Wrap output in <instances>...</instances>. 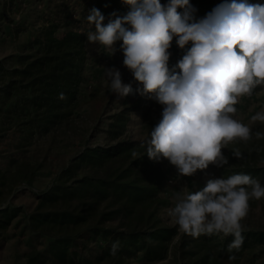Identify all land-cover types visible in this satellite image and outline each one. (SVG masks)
I'll return each instance as SVG.
<instances>
[{
  "label": "trees",
  "instance_id": "16d2710c",
  "mask_svg": "<svg viewBox=\"0 0 264 264\" xmlns=\"http://www.w3.org/2000/svg\"><path fill=\"white\" fill-rule=\"evenodd\" d=\"M15 1L11 0L12 3ZM167 1L160 0L163 4ZM39 2L45 8L47 23L33 28L32 39L22 47L21 53L0 62V118L14 121L17 131L32 137L62 130L67 132L76 121L80 88L86 80L85 40L88 32L94 30V25L86 19L89 11L99 9L107 22L130 10L123 0ZM223 2L225 0H190L197 9V19L205 17ZM5 16L0 0V21ZM190 47L189 43L185 51ZM13 61L16 65L5 69L6 63ZM137 92L134 107L127 106L109 118L106 134L109 140L116 141L115 144L93 148L88 144L89 140L83 141L80 151L57 170L45 190H33L39 168L31 163L12 158L6 171L0 167V200L6 190H11L12 198L22 192H31L37 199V205L30 213H26L23 206H15L7 200L0 203V240L8 239L4 230L17 214L24 213L18 226L24 225V231L31 234L36 244L42 246V242L45 245L42 249L31 247L25 255L27 264H85L86 261H78L85 252L94 254L95 264H133L138 255L142 258L140 264H154L171 257L173 248L177 249L175 254L179 264H242L247 252L253 254L258 248L264 252V230L242 233L244 242L238 251L229 250L234 237L223 233L198 238L184 233L178 243L172 245L178 228L166 226L158 215V206L166 204L160 196L161 187L148 178L124 181L132 176L134 168L145 166V158L130 161L119 174H99L113 158L121 159V153L138 146L145 147L151 129L158 123L149 124L144 140L122 139L133 115H147L149 104L155 100L154 95L143 92V86ZM232 172L233 175H250L264 183V166H246ZM8 174L12 176L9 188ZM15 182L18 186L12 188ZM79 198L113 199L122 204L118 211L109 212L94 204H76ZM117 241L119 248L112 255V246ZM232 255L236 256L235 260L229 259Z\"/></svg>",
  "mask_w": 264,
  "mask_h": 264
},
{
  "label": "clouds",
  "instance_id": "9594fccd",
  "mask_svg": "<svg viewBox=\"0 0 264 264\" xmlns=\"http://www.w3.org/2000/svg\"><path fill=\"white\" fill-rule=\"evenodd\" d=\"M123 3L130 8L127 14L107 24L99 9L89 11L86 19L95 31L88 32L87 41L112 54L116 42L122 41L123 65L143 86V92L154 94L163 106L161 119L147 141L148 158L167 160L181 177H192L209 165L224 167L229 161L222 149L252 136L251 128L233 115L240 97L251 96L257 86L264 85V5L225 0L197 19L190 0ZM174 37L180 49L189 43L191 47L170 70ZM106 77L112 93L126 97L133 91L131 83H123L117 68H106ZM251 121L264 123V111ZM256 137H264V133L257 132ZM232 155L240 158L242 153L235 149ZM262 197L264 186L257 180L234 174L209 179L195 192L178 193L168 215L180 231L194 238L232 235L229 250L238 251L244 242L241 221L248 215L249 201ZM118 248L119 241L111 254Z\"/></svg>",
  "mask_w": 264,
  "mask_h": 264
},
{
  "label": "rangeland",
  "instance_id": "374dc122",
  "mask_svg": "<svg viewBox=\"0 0 264 264\" xmlns=\"http://www.w3.org/2000/svg\"><path fill=\"white\" fill-rule=\"evenodd\" d=\"M1 2L6 16L0 21V30H2L0 32V62L21 53L22 47L32 39L33 28L47 23L45 8L39 0H16L14 3L11 0H1ZM248 2L264 5V0H248ZM104 23L107 24L108 21ZM92 31H95V29ZM85 44L87 47V60L84 65L86 80L80 88V107L75 114L76 121L73 123L71 130L67 132L62 130L42 137H32L27 133L17 131L14 121L0 118V167L3 172L6 171L12 158L27 161L38 167L39 170L33 185V190L36 192L43 191L48 187L57 170L80 151L83 141L89 140L88 144L93 148L114 145L116 141L109 140L106 134L110 122L109 118L127 106L134 107L139 93L137 91L142 86L134 80L132 73L123 65L124 57L120 47L122 41H117L114 45V54L99 44L89 43L87 38ZM169 52L171 55L168 66L174 67L185 54V49H180L176 44V40H174ZM15 65V61L7 62L5 69L12 68ZM111 67H115L121 72L123 83H131L133 91L128 96L120 97L110 91L106 68ZM1 78L2 73L0 72ZM1 84L0 82V87ZM260 87L262 86L256 88L259 89ZM256 88L255 92L257 91V94L254 97L239 98V102L235 105L237 111L233 115L234 119L251 128V139L246 142L242 140L234 141L227 148L222 149L229 161L224 167L217 168L214 165H209L206 170H198L192 177H181L177 174L176 168L167 160H161L160 162L150 160L146 154V146H138V148L129 152L119 153L121 159L119 157L113 158L112 162L103 167L99 174H119L127 168L130 161L136 158H145V166L134 168L132 176L124 181L132 182L134 178H148L153 180V184L161 187L160 196L166 204L158 206V215L166 226L178 228V235L172 242V245L177 244L184 233L179 230L174 219L168 215V209L174 207L178 193L200 190L206 185L207 180L227 178L233 175V170L242 167L264 166V137L259 139L256 137L257 132L264 133V123L251 121L253 115L264 111V89L257 90ZM149 108L150 111L147 115H133L131 125L126 135L122 136V139L124 137H130L133 140H144L146 138L149 124L152 122L157 123L161 119L163 106L153 100L149 104ZM88 116L90 117L89 120H87ZM235 149L242 153L240 158L232 155ZM133 153L137 155H133ZM129 154L131 156L127 157ZM92 170L96 172L93 167ZM6 177L7 187L9 188L11 187L12 176L8 174ZM169 180L174 182L170 183ZM258 182L261 186H264V183ZM16 183L12 188L18 186ZM12 195L11 190H6L2 199L12 202L15 206H23L26 213L32 212L37 205V199L31 192H22L14 195L13 198ZM3 200H0V203ZM75 203L83 206L94 204L96 207L112 212L120 209L122 201L79 198ZM263 210L264 197L260 200L251 199L249 201L248 215L241 221L242 233L264 230ZM24 215V213L17 214L11 225L4 230L8 239L5 241L0 240L2 241L0 243V264H27L25 255L31 250V247L42 249L45 246L42 242H40L42 246L36 244L31 238V234L24 231V225L18 226ZM176 250V248H173L171 257L168 259L154 264H179L176 260ZM78 261H86L85 264H95L94 254L85 252ZM141 262L140 255L132 261L133 264H140ZM242 264H264V252L261 248L255 249L253 254L247 252Z\"/></svg>",
  "mask_w": 264,
  "mask_h": 264
},
{
  "label": "built area",
  "instance_id": "2783aa9c",
  "mask_svg": "<svg viewBox=\"0 0 264 264\" xmlns=\"http://www.w3.org/2000/svg\"><path fill=\"white\" fill-rule=\"evenodd\" d=\"M260 86H262V87H260L259 89L258 88H256V89L257 90L264 89V85H260ZM255 94H257V91L255 92V89H254L251 96L245 95V96L240 97V99L252 98V97L255 96ZM169 182L173 183L174 181L173 180H169Z\"/></svg>",
  "mask_w": 264,
  "mask_h": 264
}]
</instances>
